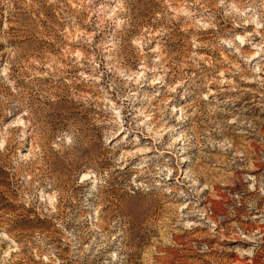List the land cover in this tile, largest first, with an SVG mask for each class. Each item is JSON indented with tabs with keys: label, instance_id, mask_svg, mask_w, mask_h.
Returning <instances> with one entry per match:
<instances>
[{
	"label": "rangeland",
	"instance_id": "rangeland-1",
	"mask_svg": "<svg viewBox=\"0 0 264 264\" xmlns=\"http://www.w3.org/2000/svg\"><path fill=\"white\" fill-rule=\"evenodd\" d=\"M0 264H264V0H0Z\"/></svg>",
	"mask_w": 264,
	"mask_h": 264
},
{
	"label": "snow or ice",
	"instance_id": "snow-or-ice-1",
	"mask_svg": "<svg viewBox=\"0 0 264 264\" xmlns=\"http://www.w3.org/2000/svg\"><path fill=\"white\" fill-rule=\"evenodd\" d=\"M237 40H240L241 43H243L244 41L241 39V37H236Z\"/></svg>",
	"mask_w": 264,
	"mask_h": 264
}]
</instances>
